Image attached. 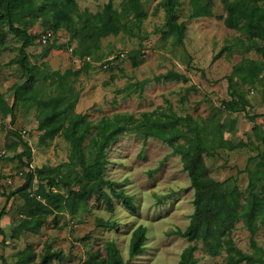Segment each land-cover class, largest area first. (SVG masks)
<instances>
[{"label": "rangeland", "instance_id": "obj_1", "mask_svg": "<svg viewBox=\"0 0 264 264\" xmlns=\"http://www.w3.org/2000/svg\"><path fill=\"white\" fill-rule=\"evenodd\" d=\"M82 11L97 12L103 9L109 0H77ZM125 0H113V5L121 9ZM147 15L135 26L132 32L103 37L102 49L87 57L92 64L88 71L70 78L69 84L79 93L75 110L87 114L94 122L116 112H129L139 115L143 111L157 108L165 109L172 105L179 113H191L195 117H208L218 107L223 112L218 117L226 123L224 134L234 141L249 140L254 121L251 115L258 114L256 120L264 123V89L260 84L240 88L246 93L251 105L248 110L229 111L224 108V100L230 99L229 75L234 64L243 57L261 58L255 50L245 52L241 41L245 35L228 27L220 15H226L221 0H214V15L190 18V0H181L179 21L185 22V44H174L173 37L163 38L162 30L166 27L167 10L163 0H143ZM264 6V2H261ZM28 21L30 17H27ZM78 27H83L81 18H77ZM18 21L25 27L34 41L26 48L29 62L41 69L51 71L68 69L77 70L84 63L83 49L86 43L72 32L61 28L54 32L45 23L42 16L35 21ZM8 30V38L0 46V91L11 103L14 101L15 86L28 78L27 70L18 61L21 55L23 39ZM43 35L48 36L47 42ZM132 49L142 50L138 55L139 65H134L129 58ZM119 53L125 55L117 61L104 65V62ZM100 57V59H96ZM186 72L191 80L150 82L142 94L138 91L127 94L131 83L153 76L168 69ZM195 88L188 91L187 86ZM235 85V83H234ZM238 86V85H237ZM39 97L47 98L58 94L60 88L56 81L39 78L33 85ZM187 95V97H185ZM35 107H17V120H0V264H15L18 258L31 250L37 253L32 264H38L46 255H51L49 264H85L86 259L98 250L106 254V242L114 240L123 258L128 264H178L182 251L195 241L170 233L173 229H185L194 211V187L189 173L183 168L182 156L174 153L166 142L150 137L146 141L142 134L126 133L112 143L108 149L109 163L105 176L121 182L126 192L134 196L137 210H129L116 196L114 209L105 203L89 200L86 208L74 215L70 212H54L48 216L40 232L23 231L14 236V230L24 217L22 212L24 198L14 192L26 181L30 167L16 156L25 150L21 144L16 151L6 152L4 141L7 129L21 131L23 139L32 148V167L44 165H65L70 158L71 144L58 133L48 144L40 142L41 131ZM89 134L85 139L88 143ZM254 145L235 150L220 149L215 156L206 155L207 164L214 178L236 179L245 189L249 178L244 168L250 155L257 154ZM13 155L12 158L6 157ZM66 170V166L63 167ZM23 171V174H21ZM4 174L9 176V182ZM37 181L35 185L37 186ZM108 188V187H106ZM65 189V188H64ZM109 189V188H108ZM98 217L118 221L116 228H107L97 223ZM139 224L147 227V240L142 253L131 257L129 244L132 231ZM258 243L264 246V226L255 235ZM235 243L243 250L252 251L250 233L239 221L232 232ZM195 256L198 264H225L226 252L212 256L203 249V242L198 241ZM245 264V263H242Z\"/></svg>", "mask_w": 264, "mask_h": 264}, {"label": "trees", "instance_id": "obj_2", "mask_svg": "<svg viewBox=\"0 0 264 264\" xmlns=\"http://www.w3.org/2000/svg\"><path fill=\"white\" fill-rule=\"evenodd\" d=\"M163 1L167 10L163 38L173 37L174 44L184 45L186 24L179 21L181 0ZM221 1L226 15L220 17L228 27L246 36L241 41L243 50H255L262 56L241 58L234 64L228 77L230 99L224 100V108L233 112L246 111L251 102L240 86L260 84L264 89V6L261 4L264 0ZM213 3L214 0H190L188 16L197 18L214 15ZM146 15L143 0H125L121 9L113 5V0H109L97 12L82 11L77 0H0V46L8 38V26L11 32L23 39L18 61L28 73L25 82L15 86L12 103L0 91V120L10 117L14 124L18 105L35 107L39 120L38 129L41 131L40 142L48 144L58 133H62L71 144L70 158L65 165L32 167L31 146L23 139L20 130L14 127L7 129L5 153L16 151L24 144L25 150L16 156L22 159L25 155L28 161L24 164L30 167L26 173V181L14 191L21 193L24 198V217L14 230V236L18 237L23 231L40 232L48 216L54 212L67 211L76 215L80 209L86 208L92 198L99 203L103 201L107 208L113 210V196H116L127 209L136 211L134 196L127 193L124 187H119L121 182L105 176L109 163L108 149L120 136L134 132L142 134L145 141L155 137L168 143L174 153L182 156L183 168L190 175L191 185L194 187V211L185 229L179 227L170 233L182 235L195 243L182 251L178 264H198V257L195 256L198 241L203 242V249L209 255L216 256L226 252L225 264H264V246L258 243L255 236L264 226V123L256 120L260 115H251L255 121L249 140L234 141L225 136L226 123L218 117L223 112V107H218L208 117H195L191 113H179L170 105L165 109L159 107L143 111L139 115L116 112L103 116L96 122L90 120L87 114L75 110L79 93L69 84L70 78L88 71L92 61L87 57L102 49L103 37L132 32L135 26L140 28V22ZM39 16L54 32L66 28L72 32L73 37L83 39L86 48L82 51L85 59L82 67L62 73L60 70L41 69L39 65L29 62L26 48L33 43L34 35L17 22H27V17L33 22ZM78 16L84 23L81 28L77 25ZM139 54H142L140 49H132L128 53L134 65L141 62ZM124 55L125 53H119L106 60L104 65H109ZM40 77L56 81L60 92L47 98L39 97L33 85ZM190 80L191 77L186 72L171 68L131 83L127 94L136 91L142 94L145 86L153 81L189 83ZM193 88L194 84L187 86L188 91ZM89 134L93 135L85 143ZM250 145H254L258 152L249 156L244 168L249 178L245 189L231 177L219 180L212 176L206 155L215 156L220 149L235 150ZM6 157L12 158L13 155ZM64 166L66 170L63 169ZM8 176L12 175L4 174V177ZM4 213L3 209L0 220ZM239 221L243 222L250 233L251 252L243 250L232 237ZM97 223L107 228L118 226L117 220L103 217H98ZM0 233L4 234L5 231L0 229ZM147 237L146 225L139 224L134 228L129 244L131 257L144 251ZM101 252L98 250L91 253L85 264H128L114 240L106 242V254ZM36 258V252L25 250L15 264H32ZM50 259L51 255H46L38 264H49Z\"/></svg>", "mask_w": 264, "mask_h": 264}, {"label": "built area", "instance_id": "obj_3", "mask_svg": "<svg viewBox=\"0 0 264 264\" xmlns=\"http://www.w3.org/2000/svg\"><path fill=\"white\" fill-rule=\"evenodd\" d=\"M47 40H48V36L47 35H43V41L47 42ZM7 179L9 180V182H12L11 177L8 176Z\"/></svg>", "mask_w": 264, "mask_h": 264}]
</instances>
